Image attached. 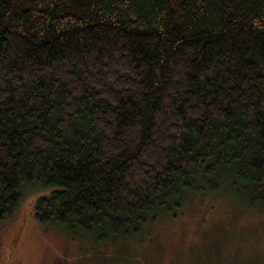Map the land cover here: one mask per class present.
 <instances>
[{"label":"trees","instance_id":"1","mask_svg":"<svg viewBox=\"0 0 264 264\" xmlns=\"http://www.w3.org/2000/svg\"><path fill=\"white\" fill-rule=\"evenodd\" d=\"M27 187L98 243L189 193L264 209V0H0V223Z\"/></svg>","mask_w":264,"mask_h":264},{"label":"rangeland","instance_id":"2","mask_svg":"<svg viewBox=\"0 0 264 264\" xmlns=\"http://www.w3.org/2000/svg\"><path fill=\"white\" fill-rule=\"evenodd\" d=\"M53 190L24 189L0 223V264H264V209L230 190L189 193L139 236L99 243L38 221L37 202Z\"/></svg>","mask_w":264,"mask_h":264}]
</instances>
